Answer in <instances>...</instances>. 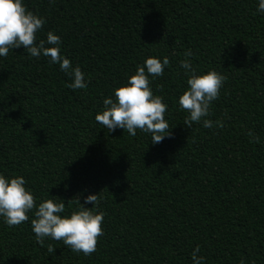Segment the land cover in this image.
Masks as SVG:
<instances>
[{
  "label": "trees",
  "instance_id": "16d2710c",
  "mask_svg": "<svg viewBox=\"0 0 264 264\" xmlns=\"http://www.w3.org/2000/svg\"><path fill=\"white\" fill-rule=\"evenodd\" d=\"M42 17L37 32L61 39L72 77L50 57L21 46L0 57V174L22 176L37 206L65 201L63 216L90 194L104 213L97 250L85 256L63 241L37 242L31 220L0 216V264H264V12L259 0H23ZM52 47L53 45H45ZM226 77L219 98L193 123L179 107L191 72ZM167 56L154 95L168 105L171 135L153 144L108 130L95 119L104 99L127 84L148 58ZM222 121L223 127L216 125ZM259 137L253 141L249 133ZM72 200L71 203H68ZM55 248L47 251L48 245Z\"/></svg>",
  "mask_w": 264,
  "mask_h": 264
},
{
  "label": "clouds",
  "instance_id": "9594fccd",
  "mask_svg": "<svg viewBox=\"0 0 264 264\" xmlns=\"http://www.w3.org/2000/svg\"><path fill=\"white\" fill-rule=\"evenodd\" d=\"M258 11L264 12V0H259ZM44 24L45 20L29 11L23 0H0V57H6L9 50L23 46L31 56L39 57L43 54L51 58V63L59 64L61 70L72 77L67 87L73 90L85 88V74L80 67L77 65L73 68L71 61L61 55L59 36L48 32L47 40L41 39L37 43L36 34ZM46 44L53 46L46 47ZM184 55L186 59L180 61V65L191 75L187 80V90L179 97V107L189 113L184 119V125L191 128L194 122L200 123L210 114L211 103L219 98L226 77L215 70L197 75L191 61L187 59L193 53L189 50ZM169 63V58L165 56L162 61L148 58L144 65L137 66L127 84L115 90V99H104V110L96 115V121L108 132L121 128L131 136H136L137 129L151 133L153 144L162 142L166 136L170 137L171 129L165 119L168 105L163 102L162 96L154 95L150 87V77L162 76ZM216 125L223 127L222 121H217ZM203 127L212 128L213 122L203 119ZM249 136L259 143V137L251 132ZM25 185L26 180L22 176L9 179L0 174V216L4 217L8 226H18L28 221V213L34 211L35 218L31 220V225L41 246L47 237L63 241L72 252H82L85 256L97 250L99 238L104 234V213L85 205L98 206L101 200L99 193L88 195L83 203L77 197L79 209L70 216L62 217L60 213L66 207L64 200L57 202L47 199L37 206L36 198ZM47 251L53 253L55 248L49 244ZM198 252L199 246L192 253L193 264H203V257H198Z\"/></svg>",
  "mask_w": 264,
  "mask_h": 264
}]
</instances>
